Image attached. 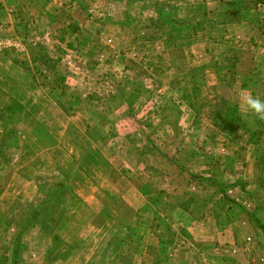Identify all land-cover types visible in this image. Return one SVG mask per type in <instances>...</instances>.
I'll use <instances>...</instances> for the list:
<instances>
[{
	"label": "crops",
	"instance_id": "crops-1",
	"mask_svg": "<svg viewBox=\"0 0 264 264\" xmlns=\"http://www.w3.org/2000/svg\"><path fill=\"white\" fill-rule=\"evenodd\" d=\"M85 2L88 11L78 0H0V27L12 32L0 39V112L18 114L20 141L12 152L23 160L37 155L45 166L39 168L71 188L66 205L44 209L61 220L43 263L96 264L94 251L102 244L96 234L120 225L117 229L132 228L136 238L119 239V251L135 244L136 253L123 264H264V237L249 216L255 203L235 188L228 194L244 211L231 206L220 212L204 202L214 190L189 177L201 175L207 144L213 154L233 158L248 191L261 187L264 194V119L240 107L245 90L264 100V32L258 28L264 26V6L249 0H164L147 24L115 3ZM59 29L62 52L32 61L36 44H46ZM110 71L144 78L148 88L179 99L184 122L196 132L187 130V137L198 140L195 148L182 150L179 188L146 185L109 148L88 97ZM9 135L0 123V148ZM5 180L0 179V227L40 182L24 173ZM162 204L164 215L158 210ZM163 218L172 233L182 234V246L175 239L174 253L162 261L157 226ZM260 218L264 227V213ZM69 230L74 236H65ZM6 246L0 242V264H10ZM178 248L192 250L193 258L188 261L184 252L179 257Z\"/></svg>",
	"mask_w": 264,
	"mask_h": 264
},
{
	"label": "rangeland",
	"instance_id": "rangeland-1",
	"mask_svg": "<svg viewBox=\"0 0 264 264\" xmlns=\"http://www.w3.org/2000/svg\"><path fill=\"white\" fill-rule=\"evenodd\" d=\"M260 15L263 16L264 12H261ZM2 28L3 27H0V36L1 34L2 36H6L9 30ZM186 30L189 31L190 29L188 28ZM209 33L211 32L209 31ZM45 43L47 44V42ZM218 44L222 45L219 47H225L222 43L218 42ZM50 48L53 47L50 46ZM111 76L113 77V82H111L110 80H104L101 85H98V87H100L95 89L97 90L96 98L102 101L103 106V115L100 121V127L102 129H105L107 134L111 137L109 141V148L111 150H114V153L121 156V161L126 165L128 171L135 174L137 178L142 179V181L145 182L146 185H150L157 189H160L161 187H169L168 185L172 184L173 187L179 188V186L177 187V185H179L178 183H180L182 177V161L186 160L182 150H186L187 148L191 149V146L195 148V143H198L197 138L195 139V137L190 136V138L193 137L190 140L189 137H187L189 134L187 130H191V134H194V136L196 132H194L193 127H187L188 124L184 122L182 116L180 125H182V128L185 129L184 133L182 131L179 133H172L171 128L169 129L168 127V122L162 121L159 115L163 111L164 106L169 99H173L175 103L181 105L177 102V100L179 99H177V97L174 98V96H171V94H169L165 90L160 91L157 88L154 89L149 87V89H152V95L146 93L143 94L144 97H148L149 95L150 100L148 102H145L144 100L135 102L132 109L133 111L129 112L127 104L125 103V99H127L128 95L124 94V96L121 94V92H117L115 88L116 86L114 85V83L117 84L118 81H124V76L121 75V77L115 72L112 73ZM128 77H131L133 80L137 79L142 82L144 79L138 76L131 75H128ZM145 85H149V82H147V84ZM120 86L126 87L127 83L122 82V85ZM125 92L127 93V91ZM118 93L125 102L118 98ZM148 113L152 114V118L147 116ZM163 115H169L171 118L175 117L174 111L172 112L171 110L169 113L167 111H164ZM149 123L154 124L149 130H147L146 128L141 129L139 127V125L141 124L144 125ZM159 123L162 124L158 125ZM175 129L176 128H174V130ZM150 132L152 136L151 140L154 141V143L158 146L162 153H164V155L160 153L157 154L149 150L147 151L148 148H146V141L148 139L146 136L150 134ZM139 138H142L141 141L138 140ZM82 141L84 142V140ZM199 143L202 144L201 141H199ZM207 148V144L203 145V150H207ZM4 151L5 153L0 152V179L4 178L5 180L6 178H11L12 176H14V174L21 177V175L23 176L24 173L26 179L29 178L32 182H34V180H40V182L38 183H41L42 181L46 183L52 180V176L54 175L52 172H50L48 169L39 168L44 166V164L41 163L40 165V159H38L37 155L28 156L26 160H23L20 156L21 154H13V150H11L10 148H7ZM11 152L12 154H10ZM42 159L44 162H46V164H49L47 163V161H45L44 158ZM5 181L7 184V180ZM82 189H84V187L78 188V192L80 191V193H83L84 191ZM27 204V202L19 204L15 212L10 214L8 217L15 215L16 218H27L32 211L31 207H28ZM50 206L53 205L50 204L46 207ZM44 209L40 214V225L37 228L29 231L26 234V237L24 236L23 238V241L26 243L27 248V264H44L47 260V258L44 256V254L46 253V248L49 249L48 251H50L51 246L49 244L53 245V242H55L56 240L55 238H57V236L55 235L56 228L58 227L57 225L60 223L61 219L59 218L57 220L50 214H46ZM158 210L161 215H164V213L167 212V209L163 204L159 205ZM260 221L263 222L261 218ZM76 222L79 224L80 219L76 220ZM168 223V220H166V218H163V220L160 221L157 226L160 227V236L158 237L159 243L164 244L165 248L164 251L160 250V253H158L162 261L165 260L167 255L174 253L171 248V242L177 240L178 244L182 246V244H180L182 242V234L180 236L174 234L175 231L173 230L172 226H169L171 224L169 223L168 225ZM177 223H180L178 219ZM119 226L120 225H117L110 229L109 234H96L95 239L96 237L100 238L99 240L97 239V244L99 243V241L102 242V246L100 245V248L94 251V262H96V264H123L127 259L128 261H130V259L136 253V251L133 250L135 246L134 243L127 245V250L122 251H119L118 248H115L108 244V242H112L113 236H117L116 238L118 240L121 239L123 242L125 240H128L130 242L136 241V238H134V234H132L131 232L133 230L132 228H127V230H125V227H120L119 229H117ZM173 231L174 233H172ZM16 232L17 228L15 226L5 229L2 222L0 227V242H2L6 249H8V246H6V244H8L9 241H11L15 237ZM72 235L74 236V231L69 230L65 236ZM116 241L114 240L113 242ZM126 241L125 243H127ZM188 250H186V248H184V250H179L178 248L179 253L176 255H179V257H181L184 252V257L188 261H190L193 258L194 252L192 250Z\"/></svg>",
	"mask_w": 264,
	"mask_h": 264
},
{
	"label": "trees",
	"instance_id": "trees-1",
	"mask_svg": "<svg viewBox=\"0 0 264 264\" xmlns=\"http://www.w3.org/2000/svg\"><path fill=\"white\" fill-rule=\"evenodd\" d=\"M88 0H78V5L81 10L88 11V8L86 6V2ZM90 1V0H89ZM106 4H117L118 6H121L123 9H125L128 12L134 13L133 15L138 18L139 20L145 21L147 24H151L155 18L156 13L159 11L158 6L160 3L164 0H103ZM251 3H253L255 6L263 5L264 6V0H249ZM107 12V11H106ZM264 32V26H259ZM2 29H6L3 27ZM9 30V29H8ZM10 31V30H9ZM8 31V34L6 36H0V39L2 38H8V36H12V32ZM17 34L19 32L15 31ZM54 34V35H53ZM63 31L62 30H53L50 35H52L55 39L58 40L60 45L64 43L63 38ZM26 34H20V37L25 36ZM48 35V37L50 36ZM47 37V39H48ZM47 42V40H46ZM48 44V43H47ZM47 44H36V47L38 49V55L36 57H32V61H44L45 54L59 52L61 53V49L59 45H55L53 48L48 47ZM113 71H110L106 76V80H110L113 82V77L111 74ZM57 79L59 81H63V77L57 76ZM124 81H118L117 84L114 83L116 86L117 92H121L122 95L127 94V99L125 101L118 93V98L123 100L129 109V112L133 111L134 103L139 100H144L145 102H148L150 100V96L144 97L143 93L152 95V90L149 89L144 82L139 80H133L131 77L124 76ZM122 82L127 83V86L121 87ZM127 91V93L125 92ZM96 92H93L89 97L88 100H90V104H92L93 111L95 114L98 115V117L102 118L103 115V106L102 101L100 99L96 98ZM125 96V95H124ZM122 101V102H123ZM134 101V102H133ZM133 102V103H132ZM100 107V108H99ZM175 113V117L171 118L169 115H163L164 111H167L168 113L170 110ZM131 114V113H130ZM160 119L162 121L168 122L169 129L171 128L172 133L177 132L179 133L181 131V125L180 121H182V111L177 103L173 101V99H169L166 105L164 106L163 111L159 114ZM18 114L14 111H4L0 112V123L4 127L5 132H9L10 134L7 139L2 140L1 143V153H5L4 150L7 148L17 149L19 147V141H20V135L18 130ZM162 123H159L160 125ZM154 124H144L139 125V127L146 128L147 130L151 129ZM174 128H176L174 130ZM146 145L148 148L147 151H151L157 154H163L162 151L158 148V146L154 143L153 140H151V132L147 136ZM109 138L110 135H109ZM128 138V137H127ZM150 138V140H149ZM142 138H139L138 140L141 141ZM125 152V150H124ZM201 156L203 158V166L204 169L201 172V175H194L189 176L190 178H195L198 180L200 184H204V187H207L206 190L213 189L214 192L209 197L210 199L204 200L206 203H210L215 205V208H217L218 211H224L226 208H230L231 206H235L239 208L240 210L244 211V208L239 205V203L228 194V191L233 190L237 188L240 192L245 194L248 199L252 200L255 203V211L250 213L249 216L251 220H253L256 228L262 234L264 237V227L262 222L259 219V215L264 213V194H262L261 187L255 188L253 190L248 191V183L240 178L237 175V172L234 170V160L231 156H220L213 154L210 150L202 151ZM37 190L36 193L32 196L30 200L27 201V206L31 207L32 211L30 215L27 218L22 217H15V215L6 217L4 219V227L10 228L12 226H15L17 228V232L15 234V237L9 241V260L10 264H27L24 258L25 253L27 252L23 238L26 236V234L37 228L41 223V212L47 205H66L71 194V188L70 186L62 179H60L57 176H52V180L49 182L42 181L41 183H37ZM220 196L217 201H214V199ZM117 236L112 237V242L108 244L110 246H113L115 248L119 247V242L116 238ZM116 242H113V241Z\"/></svg>",
	"mask_w": 264,
	"mask_h": 264
},
{
	"label": "clouds",
	"instance_id": "clouds-1",
	"mask_svg": "<svg viewBox=\"0 0 264 264\" xmlns=\"http://www.w3.org/2000/svg\"><path fill=\"white\" fill-rule=\"evenodd\" d=\"M240 100V107L244 112L264 119V100L253 96L246 90L241 93Z\"/></svg>",
	"mask_w": 264,
	"mask_h": 264
},
{
	"label": "built area",
	"instance_id": "built-area-1",
	"mask_svg": "<svg viewBox=\"0 0 264 264\" xmlns=\"http://www.w3.org/2000/svg\"><path fill=\"white\" fill-rule=\"evenodd\" d=\"M54 35V34H53ZM47 43L49 44V46H52L54 47L55 45H59L60 46V43L58 42L57 39H55L52 35H50L47 39Z\"/></svg>",
	"mask_w": 264,
	"mask_h": 264
}]
</instances>
